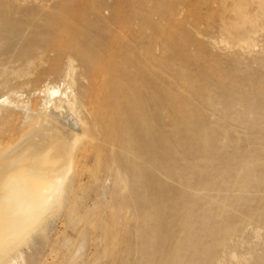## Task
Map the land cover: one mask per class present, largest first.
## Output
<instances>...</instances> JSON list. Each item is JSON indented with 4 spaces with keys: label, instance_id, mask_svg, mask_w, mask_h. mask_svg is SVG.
<instances>
[{
    "label": "bare ground",
    "instance_id": "1",
    "mask_svg": "<svg viewBox=\"0 0 264 264\" xmlns=\"http://www.w3.org/2000/svg\"><path fill=\"white\" fill-rule=\"evenodd\" d=\"M0 46L6 55L0 82L7 88L13 80L21 82V88L12 89L14 95L0 98V106L20 116H0V264H40L26 251L38 237H48L50 222L64 210L72 215L81 206L78 191L86 186L80 182L101 153L111 160L105 170L114 174L127 209L157 207L158 191L164 189L158 188L163 183L157 172L183 181L169 165H155V151L168 143L156 134L155 57L152 39L142 36L129 0H0ZM250 48L249 42L239 43L240 50ZM224 62L220 58L211 68L202 67L197 175L206 206L230 204V195L242 192L248 182L264 181V129L256 128L253 134L262 137L240 153L236 139L212 132L220 122L236 128L233 111L243 103L232 84L217 78L224 75ZM210 82L216 87L211 94L206 90ZM20 92L33 101H21ZM252 96L253 105L245 106L264 120V90L255 88ZM221 106L229 113L223 114ZM225 140L227 151L220 154ZM172 151L175 162L184 161L178 149ZM94 183L103 187L99 176ZM223 193L229 198H218ZM180 215V207L170 215L164 210L154 214L159 223L138 244L139 255L149 256L150 264H185L179 251L169 247L176 233L189 230L186 223L182 230ZM168 217L177 218L174 228ZM87 240V233H81L63 264H85ZM230 244L219 264L242 263ZM73 247L67 239L60 250Z\"/></svg>",
    "mask_w": 264,
    "mask_h": 264
},
{
    "label": "rangeland",
    "instance_id": "2",
    "mask_svg": "<svg viewBox=\"0 0 264 264\" xmlns=\"http://www.w3.org/2000/svg\"><path fill=\"white\" fill-rule=\"evenodd\" d=\"M129 1L137 11L142 36L152 39L155 57L153 83L156 93L152 104L156 134L164 135L168 140L162 150L155 151V165L158 168L169 165L182 175L183 181L167 179L157 172L163 183L158 188L164 186L163 194L158 191L157 207L127 209L114 186V174L105 170L111 160L101 153L98 162L91 158L87 165L91 171L80 182L86 186V190L78 191L82 197L81 206L72 215L69 209L64 210L60 217L50 222L48 237H38L36 246L26 251L27 255L30 258L33 254L40 264H63L74 254L80 234L87 233L85 264H150L149 256L139 255L138 244L152 235L160 221L153 217L158 210L170 215L172 210L180 207L182 230L190 225L189 230L176 233L169 247L179 251L185 264H219L224 260L230 242L241 264H264V181L248 182L241 188L242 192L230 195V204L206 206L197 175V147L201 142L198 135L199 96L205 89L204 65L211 68L220 58L224 60V75L220 73L217 78L226 85L232 84L235 87L232 92L243 101L242 106L233 111L239 120L237 127L229 129V123L220 122L212 127V132L236 139L239 153L245 151L247 144L262 137L253 131L264 129V120L252 114L245 105H253L255 88L264 90V0ZM241 42L251 44L249 52L239 49ZM2 54L0 46V69H3L6 56ZM20 85V81L13 80L7 88L0 82V98L14 95L12 89L21 88ZM206 90L211 94L216 87L210 82ZM19 95H23V102L33 101L26 92ZM8 110V107L0 106V116L20 117ZM220 110L225 115L229 113L223 106ZM228 143L225 140L219 145L220 154L227 151ZM173 147L184 155V161H174ZM95 176L100 177L102 188H97L94 183ZM103 191L106 197L101 199ZM219 195L218 198H229L224 193ZM79 218L83 219L78 223ZM168 220L174 228L177 218ZM160 223L164 222L161 220ZM161 235L159 230L157 236ZM67 239L74 241V247L70 251L65 248L63 252L60 246ZM194 246L197 250H193ZM63 253L68 255L63 256ZM232 264H238L237 260L234 259Z\"/></svg>",
    "mask_w": 264,
    "mask_h": 264
}]
</instances>
